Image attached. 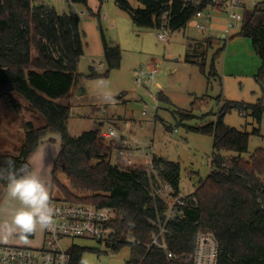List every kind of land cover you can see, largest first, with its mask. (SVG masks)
I'll return each mask as SVG.
<instances>
[{
    "label": "trees",
    "instance_id": "16d2710c",
    "mask_svg": "<svg viewBox=\"0 0 264 264\" xmlns=\"http://www.w3.org/2000/svg\"><path fill=\"white\" fill-rule=\"evenodd\" d=\"M69 1L88 5V0ZM136 1L141 7L134 8L129 0H117V4L129 13L138 28L159 30L166 26L172 34L186 29L196 12L212 2ZM239 34L251 39L259 57L260 68L255 78L264 93V0L246 12ZM101 36L108 71L99 75L93 68L90 78L105 77L121 65L120 47L109 42L103 31ZM192 41L189 51L204 44L199 42L194 47ZM206 43L211 48V41ZM221 51L213 57V70ZM83 55L84 35L77 13L61 14L54 7L33 0L0 1V105L5 103L21 112L23 106L17 98L21 96L31 110L45 118L41 126L36 127L32 121L25 123L19 154L0 152V167H7L8 159L15 162L16 168L30 163V156L42 139L50 133L58 134L61 149L52 172V191L57 189L61 200L67 202L113 207L118 214L105 241L114 251L130 248L126 264H193L191 255L199 232L213 233L218 240L221 247L218 264H264V149H257L248 159L244 157L252 133L260 135V128L250 133L224 121L232 109L250 108L260 125L263 101L256 104L225 101L215 122L195 128L213 136L211 171L191 194L197 205L191 206L190 200L179 214L166 221L168 204L152 193V185L158 182V176L160 181L170 183L174 195L180 194L179 162L154 155V171L147 166L126 168L119 159L112 161L124 137L107 141L100 129L84 131L79 136L70 134L72 107L69 102L62 104L59 100L71 97L80 84L83 75L78 65ZM225 152L233 154L227 156ZM59 168L69 185L59 179ZM6 184L0 180V200ZM162 227L166 232L160 241L167 243L173 258H168L166 249L153 243ZM85 251V247L74 244L70 250L72 264H81Z\"/></svg>",
    "mask_w": 264,
    "mask_h": 264
},
{
    "label": "rangeland",
    "instance_id": "374dc122",
    "mask_svg": "<svg viewBox=\"0 0 264 264\" xmlns=\"http://www.w3.org/2000/svg\"><path fill=\"white\" fill-rule=\"evenodd\" d=\"M43 2L61 14L77 13L84 35V55L78 65V71L83 75L81 82L71 97L59 100L62 104L69 102L72 107L68 121L70 134L79 136L99 126L105 129L112 126L119 137L114 122L129 119L132 130L125 132L124 139L140 141L131 151L139 150L143 155L139 156L142 163L150 161L155 153L179 162L183 194L193 192L211 171L213 136L195 128L215 122L225 101L256 104L262 100L264 104L263 88L255 78L260 60L251 39L241 36L238 28L227 43L222 38L227 24L223 14L214 12L212 23L204 31L197 29L192 21L186 29L174 32L164 43L157 37L158 30L135 26L129 13L118 6L117 0H88L87 6L69 0ZM129 2L134 8L141 7L136 0ZM101 31L109 42L120 47L121 65L110 70L105 77L90 78L93 68L99 75L108 71ZM191 40L194 47L199 42L204 44L197 46L196 51H189ZM207 40L212 43L209 49ZM219 50L222 51L214 61L213 70V57ZM32 56H36L34 49ZM152 66L157 67V72L154 80L149 81L147 72ZM100 81L107 83L106 89L99 86ZM79 89L81 95L77 94ZM105 91L113 95L114 102L104 101ZM17 98L23 106L21 112L5 103L0 105V152L13 155L20 152L25 123L32 121L36 127L45 123L44 116L31 110L26 99ZM224 121L250 133L260 128V135H251L245 158L248 159L257 149H264V116L258 125L250 108H235L225 115ZM54 136L60 138L58 134L46 135L42 142L47 145L37 149L29 159L49 186L51 203L62 199L57 189L52 191V172L61 149V140L56 141ZM112 161H117L115 155ZM43 166L45 168L41 171ZM57 175L62 182L70 184L60 168ZM159 188L158 182L153 183L152 193L157 195ZM17 207L18 202L7 199L5 189L0 200V223L10 222ZM42 234L30 235L26 243L13 238L6 244L37 246L42 241ZM72 242L86 248L81 259L84 264H126L130 258L129 247L114 251L105 240L74 238L70 240Z\"/></svg>",
    "mask_w": 264,
    "mask_h": 264
},
{
    "label": "built area",
    "instance_id": "2783aa9c",
    "mask_svg": "<svg viewBox=\"0 0 264 264\" xmlns=\"http://www.w3.org/2000/svg\"><path fill=\"white\" fill-rule=\"evenodd\" d=\"M33 1L37 3L43 2V0ZM192 1L195 2L197 0ZM211 1L208 7L196 12L192 21L197 29L204 31L212 23L214 12L223 14L227 22L223 39L229 41L234 31L241 27L246 12L252 9L259 0ZM171 35V31L166 26H162L158 30L157 37L160 41L167 43ZM156 72L157 67L152 66L147 72L149 81L154 80ZM129 125L130 122L126 121V130L129 129ZM113 131L117 134L116 129L111 126L106 130H102L101 135L105 139L112 140L115 138L111 134ZM139 144L140 141L137 139H132L131 141L123 139L120 148L115 154L116 158L126 168L147 166L150 171H154L152 162L154 154H152L150 161L142 163L139 160V156L143 155L139 154V150H133L134 153L131 151ZM157 181L160 185L157 195L166 200L168 204L164 213L166 221L179 214L181 207L187 206L190 200L191 206L197 205V199L190 198L192 193L174 195L170 183L160 181L158 176ZM51 204L57 210L55 228L51 231H44L42 241L37 246L0 244V264H47L48 257H51L52 264H72L70 250L75 243H70V240L74 238L105 240L111 234V223L117 218L118 214L110 206L100 207L93 204L73 203L64 200H58ZM164 232L166 230L162 227L161 234L154 236L153 243L166 249L167 257L173 258L174 255L168 250L167 243L160 241V237ZM220 254L221 247L214 234L199 232L195 240L194 253L191 255L193 264H218Z\"/></svg>",
    "mask_w": 264,
    "mask_h": 264
},
{
    "label": "clouds",
    "instance_id": "9594fccd",
    "mask_svg": "<svg viewBox=\"0 0 264 264\" xmlns=\"http://www.w3.org/2000/svg\"><path fill=\"white\" fill-rule=\"evenodd\" d=\"M99 86L106 89L107 83L100 81ZM103 99L106 103L115 100L108 91L104 92ZM111 134L118 138L115 131ZM5 164L7 167H0V180L7 182V199L18 202L19 207L12 212L10 222L0 223V243L6 244L13 238L26 243L30 235L55 228L57 210L51 204L50 188L35 166L26 163L16 168L11 159ZM47 264H52L51 257L47 258Z\"/></svg>",
    "mask_w": 264,
    "mask_h": 264
},
{
    "label": "crops",
    "instance_id": "0c3cea01",
    "mask_svg": "<svg viewBox=\"0 0 264 264\" xmlns=\"http://www.w3.org/2000/svg\"><path fill=\"white\" fill-rule=\"evenodd\" d=\"M222 38H223V35H222ZM229 42V41H228ZM227 42V43H228ZM77 89V88H76ZM119 118H122L121 116H118ZM126 121H129L130 122V120L128 119V120H125L124 122L123 121H121V120H117V121H115L114 123H115V127L117 128V130H119V137L117 138V139H120V138H122V137H125V132L127 131L126 129V127H125V122ZM120 122V123H119ZM122 122H123V124H122ZM132 122V121H131ZM130 122V125H129V131H131L132 130V128L130 127L131 125H132V123ZM105 124V123H104ZM110 125V124H109ZM96 129H100V130H106L105 128H103L102 126H99L98 128H96ZM118 136V135H117ZM54 138L56 139V141H58V142H60V138H58L57 136H54ZM43 143V142H42ZM43 145H47V144H45V142L40 146V147H38V149L39 148H41V147H43ZM133 153H134V151H133ZM155 156H158L156 153L154 154ZM181 188V187H180ZM182 191V190H181ZM195 190H193V192H194ZM193 192H191V193H193ZM182 194H183V191H182Z\"/></svg>",
    "mask_w": 264,
    "mask_h": 264
},
{
    "label": "water",
    "instance_id": "95a60500",
    "mask_svg": "<svg viewBox=\"0 0 264 264\" xmlns=\"http://www.w3.org/2000/svg\"><path fill=\"white\" fill-rule=\"evenodd\" d=\"M78 95H81L82 94V91L79 89L78 92H77Z\"/></svg>",
    "mask_w": 264,
    "mask_h": 264
}]
</instances>
